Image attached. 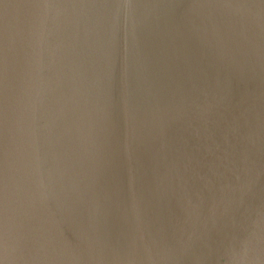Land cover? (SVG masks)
Here are the masks:
<instances>
[{
  "label": "water",
  "instance_id": "95a60500",
  "mask_svg": "<svg viewBox=\"0 0 264 264\" xmlns=\"http://www.w3.org/2000/svg\"><path fill=\"white\" fill-rule=\"evenodd\" d=\"M0 264H264V0H0Z\"/></svg>",
  "mask_w": 264,
  "mask_h": 264
}]
</instances>
